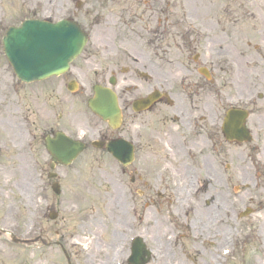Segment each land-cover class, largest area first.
I'll use <instances>...</instances> for the list:
<instances>
[{
    "label": "rangeland",
    "instance_id": "obj_1",
    "mask_svg": "<svg viewBox=\"0 0 264 264\" xmlns=\"http://www.w3.org/2000/svg\"><path fill=\"white\" fill-rule=\"evenodd\" d=\"M213 1L216 5L211 6L212 2L207 1L205 10L201 0H0V34H4L8 24L22 16L52 21L69 17L89 35L88 43L70 70L43 84L24 86L16 82L0 49V88L15 86L35 92L43 87V108L61 110L62 124L68 133L80 134L81 131L75 129L78 125L88 132L105 130L102 121L87 109V101L92 96L91 87L94 84L106 85L110 75H114L118 92L124 96L134 92V86L139 82L135 60L141 48L151 51L141 42L150 38L149 31L157 20L165 23L166 34L174 36L173 33L178 34L177 31L187 28L188 24L199 23L202 19L207 20V25L212 24L209 19L219 17L222 9L227 7L233 23L226 29L229 42L235 40L238 29L250 31L246 39L257 44L264 40V0ZM184 9L186 14L189 12L188 18ZM153 37L155 39V34ZM151 55L154 54L151 52ZM123 80L126 82L122 83ZM71 81L77 85L74 93L67 90ZM8 140L0 130V143L5 144ZM254 144L264 147L261 141L253 139L252 143L241 147L219 146L222 147L219 156L210 153L198 155L195 172L204 181V188L196 193L191 191L193 174L188 171L189 183L183 194H179V178L172 172H161L166 182H158L157 179L163 168L171 171L185 168L180 163L181 154L172 150L176 147L173 143L156 144L157 150L150 149L147 155L159 158L154 162L140 160L141 169L135 158L123 172L104 153H84L71 166L62 169L59 177L61 194L58 197L50 189L43 193V176L29 174L20 156L5 155L0 158V226L12 223L17 231L26 232L34 222L37 232L43 233L44 194V198L55 201L54 211L58 213L55 222L45 223L44 232L46 234L47 229H51L48 234L51 240L54 239V231L62 234L71 256L70 263L78 264L84 259L74 250L73 244L78 241L85 245L81 241L87 239L86 254L91 264H113L118 244L127 240L129 247V225L136 224V219L128 216L127 211L130 206H136L137 221L140 219L141 223L131 229L151 251L148 264H264V181L260 180L259 190L253 189V174L264 162V151L256 156L258 159L249 156ZM154 151L157 153L153 154ZM222 174L224 185L219 188L215 179H221ZM132 178L134 183L130 181ZM185 201L193 211L183 218ZM218 202L220 212L209 218L207 210L218 206ZM246 208L251 209L250 214L239 219V213ZM70 211L86 219L88 226L85 227L86 222L81 219L67 220ZM206 217L209 219L207 230H190L192 221L198 218L206 223ZM217 217L225 219L226 225L215 226L213 220ZM117 219L123 221V229L117 226ZM230 233L236 239L232 241L234 253L226 258L217 256L220 247L231 244L227 237ZM258 235L260 240H256ZM173 237H177V242ZM66 262L61 252L53 247L17 246L0 238V264Z\"/></svg>",
    "mask_w": 264,
    "mask_h": 264
},
{
    "label": "flooded vegetation",
    "instance_id": "obj_2",
    "mask_svg": "<svg viewBox=\"0 0 264 264\" xmlns=\"http://www.w3.org/2000/svg\"><path fill=\"white\" fill-rule=\"evenodd\" d=\"M225 25L215 45L188 40L184 45L185 59L168 61L165 68L159 66L158 56L155 59L140 53L136 63L139 80L136 89L126 96L120 93L122 122L119 130L107 128L97 133L102 142L116 138L133 142L140 169V160L154 162L159 158L147 155L148 150H157L156 144H175L172 150L181 154L180 163L185 168L179 171L163 168L158 173V182H166L161 172L170 171L178 176L180 187L181 175L188 171L196 173L198 155L222 152L223 121L228 108L247 111L248 128L257 140H264V110L257 107H264V40L259 41L261 47H257L253 40L237 33L235 40L229 42ZM165 58L162 56L161 60ZM155 92L159 93L156 102L150 106L142 103ZM134 102H137L136 110ZM256 112L259 114L255 115ZM61 113V110L43 108V87L35 92L21 88L0 90V129L13 147L25 153L20 159L28 173L43 170V174H48L45 167L53 161L48 164L45 160L44 141L63 131ZM26 142L30 148L21 151ZM215 181L222 186V176ZM54 235L60 241L55 238L53 246L64 251L61 235L57 231ZM44 237L48 241L47 234Z\"/></svg>",
    "mask_w": 264,
    "mask_h": 264
},
{
    "label": "water",
    "instance_id": "obj_3",
    "mask_svg": "<svg viewBox=\"0 0 264 264\" xmlns=\"http://www.w3.org/2000/svg\"><path fill=\"white\" fill-rule=\"evenodd\" d=\"M8 36L6 55L15 66L16 75L25 82L65 72L86 41L79 28L69 23L56 26L26 23L22 31H12ZM95 93V100L89 102L90 109L112 125L117 117L115 100L100 88H95ZM48 149L58 161L65 164L82 151L81 146L71 145L64 139L49 143ZM108 152L123 165L132 160L131 147L122 141L110 145ZM144 255L147 253L137 244L133 250L132 264H145Z\"/></svg>",
    "mask_w": 264,
    "mask_h": 264
},
{
    "label": "bare ground",
    "instance_id": "obj_4",
    "mask_svg": "<svg viewBox=\"0 0 264 264\" xmlns=\"http://www.w3.org/2000/svg\"><path fill=\"white\" fill-rule=\"evenodd\" d=\"M180 181H181V186L178 188L179 190H178V192H179V194H183L184 192H185V188H186V186L188 185V183H189V179H188V174H186V173H184L183 175H181V178H180ZM215 185L216 186H218V183H215ZM221 197V196H220ZM218 200H220V199H218ZM220 202V201H219ZM219 202L217 203V204H219ZM220 207H221V205L219 204L218 206L217 205H214V207L212 206V207H209V209L207 210V211H209V213H210V215H208V217L210 216H212V215H215L218 211H219V209H220ZM211 208H214V209H211ZM222 209V208H221ZM202 212V211H201ZM220 212V211H219ZM218 212V213H219ZM215 213V214H214ZM119 215H121V213L119 214ZM209 217V218H210ZM199 218H200V216H199ZM219 219H221L220 217H217L216 219H214L213 220V222H216L217 220H219ZM206 223H202L198 218L197 219H195L194 221H192V223H191V225L189 226V228H190V230L192 231H204V230H207L208 229V226H209V224H208V221H209V219H207V217H206V220H204ZM225 222L226 221H218V223L220 224H225ZM226 225V224H225ZM117 226L119 227V228H121V229H123V221H121L120 222V220L119 219H117ZM117 227V228H118ZM118 228V229H119ZM223 228V227H222ZM223 230V229H222ZM224 239V238H223ZM212 250V249H211ZM159 256H161V254H159ZM164 256H167V254L166 255H164Z\"/></svg>",
    "mask_w": 264,
    "mask_h": 264
}]
</instances>
